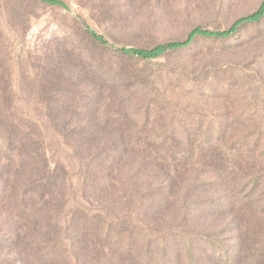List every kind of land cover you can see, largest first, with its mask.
<instances>
[{
  "label": "trees",
  "instance_id": "trees-1",
  "mask_svg": "<svg viewBox=\"0 0 264 264\" xmlns=\"http://www.w3.org/2000/svg\"><path fill=\"white\" fill-rule=\"evenodd\" d=\"M38 1L69 9L63 0ZM263 22L264 0L228 29L197 26L185 40L151 48L119 47L85 31L103 49L150 61L199 39L231 40ZM52 49L45 54L59 65L53 56L62 53ZM57 80L37 91L38 119L19 111L14 87H0V264H264V117L246 120L257 125L254 133L226 135L225 148L213 118L205 134L192 121L190 130H177L182 123L172 117L170 132L117 136L102 127L108 116L117 122L113 98L131 108L128 94L103 95L79 82L83 91L72 92L73 84ZM42 119L63 142L58 159L49 157L43 134L30 130ZM195 208L228 218L235 241L195 229Z\"/></svg>",
  "mask_w": 264,
  "mask_h": 264
},
{
  "label": "rangeland",
  "instance_id": "rangeland-1",
  "mask_svg": "<svg viewBox=\"0 0 264 264\" xmlns=\"http://www.w3.org/2000/svg\"><path fill=\"white\" fill-rule=\"evenodd\" d=\"M63 1L68 10L38 0H0V87L15 88L19 111L29 110L36 117L37 91L60 78L73 84L72 92L83 91L79 82L96 93L115 96L116 91L132 98L130 109L113 98L119 114L116 123L108 116L106 129L102 127L107 134L170 132L172 117L182 123L177 130L188 129L192 121V130L201 129V134L211 130L208 118L220 119L222 141L232 133L238 136L256 131L257 125L246 120L264 117V22L243 28L231 40L199 39L186 50L150 61L97 46L85 25L116 46L151 48L185 40L197 26L228 29L256 12L263 0ZM46 48L48 54L54 53L52 48L62 53L53 56L59 65L49 60ZM92 66L100 74L96 75ZM45 68L53 71L54 79ZM45 121H37V129L32 125L30 130L43 134L49 157L58 159L64 151L63 142ZM147 122L151 125H144ZM221 146L225 148L227 143L223 141ZM190 214L195 229L217 233L228 243L235 241L234 235L227 234L228 218L203 215L201 208Z\"/></svg>",
  "mask_w": 264,
  "mask_h": 264
}]
</instances>
